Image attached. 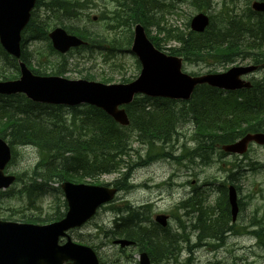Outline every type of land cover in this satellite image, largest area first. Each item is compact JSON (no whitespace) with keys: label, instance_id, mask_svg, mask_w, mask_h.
I'll return each instance as SVG.
<instances>
[{"label":"rangeland","instance_id":"374dc122","mask_svg":"<svg viewBox=\"0 0 264 264\" xmlns=\"http://www.w3.org/2000/svg\"><path fill=\"white\" fill-rule=\"evenodd\" d=\"M211 1L213 6L207 11L208 15L213 16L214 26L222 27L225 21L220 19L218 14L227 12L229 17L241 15L255 0ZM78 2L82 7L77 11L76 18L70 22L66 17L63 24L74 30L78 27L93 31L99 39L104 40L100 45L104 48L73 50L61 58L57 55L49 56L45 44H34L26 38L28 40L27 44H24L26 50L34 53V56L30 57V68L42 71L44 75H54L58 69H61L58 70L61 71L58 75L67 80H81L87 75H93L95 79L90 81L98 83L105 75L112 77L114 82H118L122 77H136L139 72L136 58L130 53L129 46H126L130 27L133 30L131 19H127L122 14L118 16L113 14L124 0H78ZM164 2L161 3V7L153 5V8L160 9L158 13L148 12L147 15L152 19L147 29L162 46L161 50L168 53L165 49L178 47L179 42H174V38H184L183 35L189 30L191 18L200 11L190 1ZM48 16L40 11L38 20L45 22L48 29L51 25L52 27L60 25L54 21L49 22L46 18ZM93 18L96 19L92 20ZM140 18L141 16L138 15L136 20ZM31 35V32L25 34L26 37ZM112 41L121 48L117 52L110 53L108 43ZM211 61L213 62L211 65L185 63L183 70L191 75H202L208 72L222 73L233 66L247 65L239 61L235 63H220L219 59ZM12 74L15 78L18 76L15 72ZM249 78L264 80V68L257 70ZM61 112L63 115L67 114L66 109H62ZM178 125L173 129L174 132L168 141H160L158 144L162 145L151 148L135 141L134 134H130L131 161H138L139 158L145 160L147 155H150L149 157L159 155H155L147 165L140 166L133 174L131 173L129 183L133 188L127 192H119L115 200L106 208H102L90 222L69 232L71 240L89 247H93L92 243L98 244L99 250L94 247L93 249L98 255L100 264H138L137 250L128 248L120 251L102 235L103 230L112 227L114 219L125 215L123 213L117 216L115 209L110 208L123 209L122 203L127 202L132 208H137L142 218H146L142 222L143 227H149V224L154 223L155 215L165 214L168 216L167 232L180 235H171L174 245L171 250L172 255L153 264H264V147L252 145L242 157L217 154L210 156L212 152L209 150L210 159L204 163L198 153H189V148L193 146L189 141L194 137L193 125L186 117L180 119ZM14 153L15 156L5 172L7 175L16 176L18 182L6 191L0 192V217H11L20 221L22 216L44 217L45 214L52 213L55 194L51 188H47V195L38 202L41 211H36L34 204L28 203L24 191V185L28 183L27 177L36 166L38 151L33 147L17 146L14 148ZM230 173H233L232 181L228 179ZM117 176V174L104 175L98 178V181L102 184L112 183ZM230 182L238 189L237 196L242 206L235 222L231 223L229 219L224 224V219L228 215L224 207L221 209L220 204L224 203L220 199V192L221 188L229 185ZM60 184L52 183L50 186L59 188ZM184 199H191L190 202L197 203L194 206L187 204L185 208L179 210L181 207L179 203ZM58 209L60 212L63 211L61 204ZM200 216L202 220L198 221ZM204 225L215 227V231H210L206 235ZM258 231L262 233L257 237L255 233Z\"/></svg>","mask_w":264,"mask_h":264},{"label":"trees","instance_id":"16d2710c","mask_svg":"<svg viewBox=\"0 0 264 264\" xmlns=\"http://www.w3.org/2000/svg\"><path fill=\"white\" fill-rule=\"evenodd\" d=\"M72 1L74 5L70 4V0H50L47 13L51 17H47L48 21L53 22L56 17L74 20L76 14L73 8L78 6V2ZM186 1H190L199 11H208L212 6L211 0H178ZM161 3H165L164 0H124L113 14L125 15L131 21H137V16L140 15L138 21L148 26L152 19L147 15L148 12L158 13L160 9L153 8V5L161 7ZM36 5V10L32 12L31 20L24 31L33 34L30 39L47 42L48 26L37 18V9H41L42 5L39 1ZM222 19L225 21L222 27L210 24L203 34L191 32L184 34V38L175 37L180 46L169 49V53L188 61L216 58L220 62L230 63L248 59L255 65H264V14L254 13L246 7L241 15L228 17L225 12ZM76 23L79 24L78 21ZM67 31L88 42L87 48L81 51L98 48L104 43L96 34L78 27L75 30L67 27ZM24 42L21 59L31 66L29 62L33 53L23 48ZM152 42L159 47L157 41L152 39ZM109 46L114 48V41L110 42ZM49 50L52 51L50 46ZM0 58V80L14 79L12 72L5 67L10 63L12 70L17 72L15 62L10 60L1 48ZM58 70L56 74L61 73ZM34 73L44 75V72L39 70ZM84 78L95 79L93 75ZM100 79L104 83L113 81L111 77ZM130 80L131 78L120 79L121 82ZM216 93V90L207 86H199L194 90L191 100L178 109L171 101L136 97L125 107L130 120L127 129L120 128L103 112L92 107L71 108L63 115L62 107L34 104L21 95L0 97V137L6 138L12 147L32 146L39 154L32 175L27 177L28 183L24 185L28 203L34 204L38 211L41 209L38 202L47 194V188H51L55 194L53 213L45 214L44 217L22 216L20 221L41 224L60 220L64 216L65 202L61 198L59 188L50 186L52 183L70 181L100 184L98 178L101 175L117 174L118 178L112 185L119 190H127L131 173L139 165L138 162L130 160L131 140L126 130L134 129L136 138L141 143L158 144L160 141H168L180 119L189 118L194 125L193 139L197 143L195 152L204 163L217 146L231 143L243 134L264 132V80L253 81L252 87L246 91L227 95ZM12 156L14 157V154ZM151 160L149 157L141 164ZM60 204L62 212L58 209ZM220 206L221 209L224 207L228 215L224 219L225 224L226 220L230 219L228 206ZM115 212L117 216L123 213L125 215L114 219L113 227L104 231L106 240L111 242L115 238H125L133 241V250L145 251L152 263L172 255V234H169L167 229H161L154 223L143 227L142 222L146 218H142L139 211H133L126 205ZM199 220H202L201 216ZM204 220L211 223L208 219ZM259 221L262 224L261 220ZM203 229L206 235L215 231V227L210 225H204ZM261 233L262 231H258L255 234L259 236Z\"/></svg>","mask_w":264,"mask_h":264},{"label":"water","instance_id":"95a60500","mask_svg":"<svg viewBox=\"0 0 264 264\" xmlns=\"http://www.w3.org/2000/svg\"><path fill=\"white\" fill-rule=\"evenodd\" d=\"M34 3L35 0H0V44L16 58L19 57L20 32L29 21ZM252 8L257 12H264L261 4L254 3ZM207 25L208 18L198 14L191 20L190 28L201 33ZM49 38L53 48L61 53L82 44L81 40L67 35L61 29H55ZM132 51L140 61L141 73L129 84L106 86L83 80L37 77L20 63V78L0 82V94L22 93L29 100L44 104L74 106L86 103L103 110L115 122L127 125L128 119L123 110H118V106L131 102L135 94L187 100L193 88L200 84L224 90L248 88L249 83L241 81L239 77L255 70V67H238L222 74L191 78L181 73L179 59L154 49L139 25L134 28ZM249 142L264 145V134L246 135L238 142L224 146L223 150L243 153ZM9 159V148L0 139V189L8 187L14 180L2 173ZM61 189L68 209L64 219L59 222L38 226L0 221V264H98L94 252L88 247L73 244L66 231L85 223L100 205L113 198L115 190L68 182H64ZM229 203L234 220L238 210L232 187L229 188ZM155 221L163 227L166 225L164 216H157ZM60 237H65V244H58ZM115 244L124 247L131 243L116 241ZM139 264H149L146 254L140 255Z\"/></svg>","mask_w":264,"mask_h":264},{"label":"bare ground","instance_id":"6f19581e","mask_svg":"<svg viewBox=\"0 0 264 264\" xmlns=\"http://www.w3.org/2000/svg\"><path fill=\"white\" fill-rule=\"evenodd\" d=\"M164 1H167V0H164ZM254 3H257V4H261V5H263L264 6V2H262V1H260V0H255V1H253L252 3H251V7H252V4H254ZM222 5V4H221ZM118 8H119V6H118ZM118 8H117V10H118ZM237 8V7H236ZM250 8V7H249ZM221 9V8H220ZM262 14H264V12H262ZM222 14H220V19H222ZM230 15L228 14V17H229ZM96 18H94L93 20H95ZM216 19H218V18H216ZM222 20H224V19H222ZM46 106V105H45ZM201 166V165H200ZM188 167V166H187ZM229 182V181H228ZM262 187V186H261ZM181 213V212H180ZM217 217V216H216ZM210 221V220H209ZM202 231V230H201ZM196 232V231H195ZM227 233V232H226ZM194 240V239H193ZM185 245V244H184ZM181 257V256H180Z\"/></svg>","mask_w":264,"mask_h":264}]
</instances>
